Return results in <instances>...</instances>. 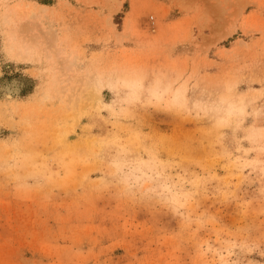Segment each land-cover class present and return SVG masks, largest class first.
I'll return each instance as SVG.
<instances>
[{
	"label": "rangeland",
	"instance_id": "1",
	"mask_svg": "<svg viewBox=\"0 0 264 264\" xmlns=\"http://www.w3.org/2000/svg\"><path fill=\"white\" fill-rule=\"evenodd\" d=\"M0 264H264V0H0Z\"/></svg>",
	"mask_w": 264,
	"mask_h": 264
}]
</instances>
